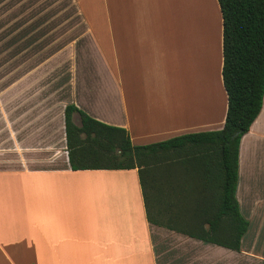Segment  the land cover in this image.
<instances>
[{"label":"crops","instance_id":"0c3cea01","mask_svg":"<svg viewBox=\"0 0 264 264\" xmlns=\"http://www.w3.org/2000/svg\"><path fill=\"white\" fill-rule=\"evenodd\" d=\"M195 1L0 0V264H264V94L238 149L239 251L150 223L137 169L69 165L68 105L133 146L222 129L221 13Z\"/></svg>","mask_w":264,"mask_h":264},{"label":"trees","instance_id":"16d2710c","mask_svg":"<svg viewBox=\"0 0 264 264\" xmlns=\"http://www.w3.org/2000/svg\"><path fill=\"white\" fill-rule=\"evenodd\" d=\"M217 3L227 98L222 129L133 146L124 129L96 121L68 105L64 110L66 151L74 171L137 169L150 223L175 221V226L165 228L239 251L248 222L240 215L235 198L238 149L262 107L264 0ZM74 113L79 115L80 126L72 122ZM178 167L189 174H176ZM184 176H189L188 186Z\"/></svg>","mask_w":264,"mask_h":264},{"label":"rangeland","instance_id":"374dc122","mask_svg":"<svg viewBox=\"0 0 264 264\" xmlns=\"http://www.w3.org/2000/svg\"><path fill=\"white\" fill-rule=\"evenodd\" d=\"M184 2H185V0H183ZM217 1V0H216ZM192 3L195 5L194 7H196V1L195 0H192ZM204 3H206V0H199V4L197 5V7H200L201 9L203 8V5H204ZM207 3H208V7H209V3H210V0H207ZM218 4V3H217ZM213 5H214V3H213ZM2 7H6V5H3ZM191 10H192V7H191ZM197 10H195L194 11V13L196 12ZM198 12V11H197ZM201 13H202V11H201ZM5 24L3 23V25L2 26H4ZM184 36H186V35H184ZM160 39V40H159ZM159 39H158V41H157V43H158V45L160 44H162L163 43V39H162V37H159ZM183 40H184V37H183ZM6 42V36H5V29H3V32H2V34L0 35V47H4V43ZM191 43V42H190ZM208 47H210V46H208ZM215 75H216V73H215ZM213 78V77H212ZM214 78H215V76H214ZM167 81V84L168 83H171V81L169 82V78L166 80ZM167 84H166V86H165V88L167 87ZM172 84V83H171ZM165 85V84H164ZM169 86V85H168ZM170 89H172V86L171 87H168V89H167V91L166 92H170Z\"/></svg>","mask_w":264,"mask_h":264},{"label":"bare ground","instance_id":"6f19581e","mask_svg":"<svg viewBox=\"0 0 264 264\" xmlns=\"http://www.w3.org/2000/svg\"><path fill=\"white\" fill-rule=\"evenodd\" d=\"M170 82V81H169ZM169 85V86H168ZM164 86H166V84L164 85ZM172 86V84L171 83H168L167 84V87L165 88V90L167 91V89H168V87H171Z\"/></svg>","mask_w":264,"mask_h":264},{"label":"water","instance_id":"95a60500","mask_svg":"<svg viewBox=\"0 0 264 264\" xmlns=\"http://www.w3.org/2000/svg\"><path fill=\"white\" fill-rule=\"evenodd\" d=\"M236 135H237V133L234 134V136H236Z\"/></svg>","mask_w":264,"mask_h":264}]
</instances>
